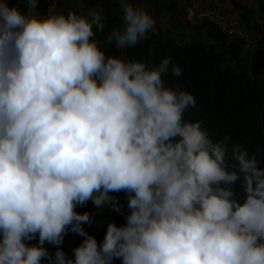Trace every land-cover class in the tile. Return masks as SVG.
Listing matches in <instances>:
<instances>
[{
    "label": "clouds",
    "instance_id": "9594fccd",
    "mask_svg": "<svg viewBox=\"0 0 264 264\" xmlns=\"http://www.w3.org/2000/svg\"><path fill=\"white\" fill-rule=\"evenodd\" d=\"M36 8L0 0V264H264V167L184 119L193 94L164 80L181 66L106 56L99 11ZM119 9L107 37L117 49L155 30L143 7ZM121 191L125 222L98 243L76 208L121 213L109 194ZM69 231L83 237L74 258L60 247Z\"/></svg>",
    "mask_w": 264,
    "mask_h": 264
},
{
    "label": "trees",
    "instance_id": "16d2710c",
    "mask_svg": "<svg viewBox=\"0 0 264 264\" xmlns=\"http://www.w3.org/2000/svg\"><path fill=\"white\" fill-rule=\"evenodd\" d=\"M193 1L198 0H129L134 6L143 7L155 19L156 26L145 39L125 49H117L114 43L107 40L109 33L121 27L123 22L119 0H80V7L77 3L64 7L61 1L37 0L35 11L41 16L50 11L65 15L69 11L78 15H86L90 10L99 11L105 27L101 31H96L94 27V39L106 56L143 61L149 66L170 57L181 66L182 72L179 77L170 73L165 76L166 86L182 88L192 93L196 100V105L185 111L184 119L200 121L214 141L227 140L229 152L233 145L247 149L250 155H256L259 166L264 167V0H256L262 16L259 24L263 26L252 23L249 20L252 12L238 6L236 0H231L232 5L238 8V15L231 14L225 19L227 24L232 20L237 22L235 28L238 32L231 34L220 29L210 17L199 18L201 20L194 26L190 21L178 18L177 8L183 2L191 6ZM206 1L210 8L218 7L216 2L211 4L212 0ZM8 3L18 6L21 11L26 10L27 0H8ZM162 5H166L169 13L168 27L163 28L160 25ZM231 17L234 19L231 20ZM187 29H191V35L184 33ZM174 31H177L176 35ZM257 33H261L260 39H257ZM190 37L194 40L186 41ZM246 38L255 43L241 55L237 50ZM232 188L234 198L243 202L245 194L240 182L237 181ZM109 194L116 197L121 213L112 211L109 206L96 208L91 201L76 208L77 212L87 211L91 215V223L82 227L98 243L104 237L107 224H123L129 212L125 192ZM82 240L83 237L69 231L60 247L68 257L74 258L72 249ZM29 243L36 244L37 240ZM44 246L50 253L56 250L54 245L45 243ZM42 264H47V261H42ZM113 264H120V261L114 260Z\"/></svg>",
    "mask_w": 264,
    "mask_h": 264
},
{
    "label": "rangeland",
    "instance_id": "374dc122",
    "mask_svg": "<svg viewBox=\"0 0 264 264\" xmlns=\"http://www.w3.org/2000/svg\"><path fill=\"white\" fill-rule=\"evenodd\" d=\"M55 2L56 1H61L65 6H71V4L73 5L74 3H77L78 4V7H80L82 4L80 3V0H54ZM55 2L53 4V7L55 6ZM198 6H197V13H200L201 11H203L205 8H207L209 5H205L206 1L205 0H198ZM217 3V6L218 7H215V11L214 12L216 14V18H215V15H210L209 17H211L210 19H212V17H214V19H220L221 16H223L225 19L227 17H229V15L231 14H237L238 15V8L237 6H233L232 5V2L231 0H212V3ZM236 3L238 6H244L245 9L249 10L252 12V16L249 18V20L252 22V23H256V24H259V20L262 18L261 16V13H260V10H259V5L257 3L256 0H236ZM210 4V5H211ZM200 5V6H199ZM187 5L183 2L181 4V6H179L177 8V16L178 18H180L181 20H184L186 19L187 21H190V24L191 26H194L196 23H198L200 20L199 16H195V17H191V19H188L187 17ZM161 13H160V16H161V19H160V25L161 27H168L167 24H168V21H169V13L167 12L166 10V5H162L161 6ZM185 20V21H186ZM213 20V19H212ZM264 23V22H263ZM262 23V24H263ZM261 25V24H259ZM264 25V24H263ZM261 25V26H263ZM171 28V26H170ZM173 30V28H172ZM175 35L177 33V31H174L173 32ZM184 33H188L189 35L192 34L191 32V29H187L184 31ZM236 35H240V34H236ZM257 39H260L262 37L261 33H257ZM178 39V38H177ZM247 40H245L244 42L241 43V46L240 48L237 50L241 55H244L247 51V49H249V47H252V43L254 44L255 42H251L250 43V39L249 38H246ZM194 40V37H190L188 39H186V41H192Z\"/></svg>",
    "mask_w": 264,
    "mask_h": 264
},
{
    "label": "built area",
    "instance_id": "2783aa9c",
    "mask_svg": "<svg viewBox=\"0 0 264 264\" xmlns=\"http://www.w3.org/2000/svg\"><path fill=\"white\" fill-rule=\"evenodd\" d=\"M206 1V0H205ZM207 2V1H206ZM205 5H209L207 3H205ZM197 6H198V2L197 1H193L191 6L187 7V17L188 19H191V17H195V16H199V17H209L211 14L215 15L216 18V14L214 12L215 9L210 8L209 6L207 8H205L203 11H201L200 13H197ZM211 18V17H210ZM213 21L218 25V27L222 30H227L228 33H237L238 31L236 30L235 26H237V22L234 19V17H231V22L229 24H227V22L225 21V18L223 16H221L220 19H214V17H212Z\"/></svg>",
    "mask_w": 264,
    "mask_h": 264
}]
</instances>
